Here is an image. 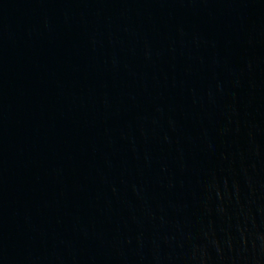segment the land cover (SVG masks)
<instances>
[{
    "label": "water",
    "instance_id": "1",
    "mask_svg": "<svg viewBox=\"0 0 264 264\" xmlns=\"http://www.w3.org/2000/svg\"><path fill=\"white\" fill-rule=\"evenodd\" d=\"M0 264H264V0H0Z\"/></svg>",
    "mask_w": 264,
    "mask_h": 264
}]
</instances>
